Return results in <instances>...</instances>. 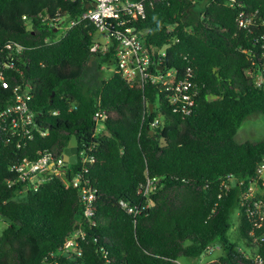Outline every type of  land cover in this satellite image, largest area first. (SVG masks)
Segmentation results:
<instances>
[{"label": "trees", "instance_id": "1", "mask_svg": "<svg viewBox=\"0 0 264 264\" xmlns=\"http://www.w3.org/2000/svg\"><path fill=\"white\" fill-rule=\"evenodd\" d=\"M93 2L0 0V46H24L22 73H5L12 85H31L36 121L46 132L36 131L19 147L0 138V213L12 218L0 233V264H180L181 257L199 259L217 239L223 254L199 264H242L243 248L227 234L236 207L237 232L246 247L254 245L252 203L242 193L264 157V137L239 141L236 134L249 116L264 115V82H257L264 78V0L146 1V16L135 25L159 63L150 70L164 66L180 76L192 68L199 90L188 114L175 111L150 82L131 85L116 71L103 75L104 65H116L115 49H90L93 24L82 21L56 39L58 32L43 20L57 10L74 18ZM241 13L251 19L246 26ZM164 46L165 55H157ZM4 60L2 50L0 69ZM11 94L0 84V108ZM98 108L107 112L100 131L93 119ZM72 135L79 150L94 157L86 171L78 161L67 174L82 171L95 187L90 219L78 189L60 176L23 192L7 184L12 165L44 149L59 157ZM148 177L158 184L152 204L134 216L121 200H143L138 188ZM80 225L86 231L82 254L56 262L50 253Z\"/></svg>", "mask_w": 264, "mask_h": 264}, {"label": "built area", "instance_id": "2", "mask_svg": "<svg viewBox=\"0 0 264 264\" xmlns=\"http://www.w3.org/2000/svg\"><path fill=\"white\" fill-rule=\"evenodd\" d=\"M146 1L152 0H94L91 5L78 16L65 19L60 10L54 14L43 15V20L58 37H63L74 25L88 21L96 28V32L103 34L104 41L94 38L91 45L92 51H100L102 54L114 47L116 69L127 82L134 85L137 82H150L165 92L166 98L174 105L175 111L188 114L192 111L198 95V84L194 80L193 70L187 67L185 72L178 76L174 68L156 67L150 70L151 65L159 64L153 59L144 44L143 34L137 29L135 21L146 16ZM26 17V16H24ZM251 22L250 18L239 17L241 26ZM168 31L173 30L174 25L168 24ZM51 38H47L50 40ZM165 47L157 49V55H165ZM6 51V61L0 69V84L3 88H11L12 94L9 102L0 108V138L6 137L10 142H15L19 147L32 140L36 131H43L36 121L37 110L33 105V93L31 85L24 81L11 84L6 69H13L22 73L20 61L23 59L24 46L12 41H7L0 46V51ZM258 84L264 82V78H257ZM107 117L104 109L98 108L93 116L96 122V131L104 127L103 121ZM158 119L152 122L158 124ZM78 161H81L82 171H86L88 164L94 162V157L87 151L79 150ZM70 162H66L62 155L55 157L49 149L39 151L34 159L24 157L20 162L11 166L14 176L7 180L9 187L18 186L19 192L27 189H38L44 182L54 176L62 177L68 184L76 187L79 191L84 217L90 219L96 211L97 191L88 178L83 177L82 171L67 176ZM157 178L148 177L146 182L138 188V193L143 197L140 202L130 204L121 200L122 206L130 213L137 215L148 209L152 204L150 193L157 189ZM243 180L240 181V184ZM228 185H226L227 187ZM242 199L251 201L248 206L249 214L253 216V228L250 235L253 238V246L243 249L245 261L242 264H264V157L257 163L255 175L250 179L247 189L242 193ZM241 201V205L245 201ZM86 231L80 225L65 239L58 251L50 255L56 262L63 257H72L82 254L81 241L85 239ZM220 246L211 243L207 246L204 254L211 253L214 248Z\"/></svg>", "mask_w": 264, "mask_h": 264}, {"label": "rangeland", "instance_id": "3", "mask_svg": "<svg viewBox=\"0 0 264 264\" xmlns=\"http://www.w3.org/2000/svg\"><path fill=\"white\" fill-rule=\"evenodd\" d=\"M95 39L99 40V41H104V37L103 34L100 32H96L95 33ZM107 65H104L102 67L103 71V75H105L106 77H109L113 71L116 69V65L112 64L110 65V67L108 69ZM264 137V115L262 114H255L252 116H249L242 124V126L239 128L237 134H236V139L239 141H244L247 139L250 140H257V139H261ZM232 224L231 227L228 231V238L231 241L234 242H238V244L240 245V247H242L243 249L245 248V250L247 249V247L244 245L243 240L240 238L238 232H237V225H238V209L235 207L233 209L232 212ZM7 226V221L0 218V233L2 232V230ZM215 245L217 246H221V241L219 239H217L214 242ZM223 254V250L221 247L219 248H214V250L211 253L207 254H203L200 256L199 259L196 260H192L189 259L187 257H181L179 258L178 262L180 264H199L202 262H205L207 260H211V259H215L219 256H221Z\"/></svg>", "mask_w": 264, "mask_h": 264}, {"label": "water", "instance_id": "4", "mask_svg": "<svg viewBox=\"0 0 264 264\" xmlns=\"http://www.w3.org/2000/svg\"><path fill=\"white\" fill-rule=\"evenodd\" d=\"M93 5H95V2H93ZM152 107V104H151ZM62 158L66 161V162H70V163H77L78 162V158H79V141L76 135H72L68 146L65 148L64 153L62 154ZM0 218L6 220V221H12V218L1 214L0 213ZM20 223V222H19Z\"/></svg>", "mask_w": 264, "mask_h": 264}]
</instances>
